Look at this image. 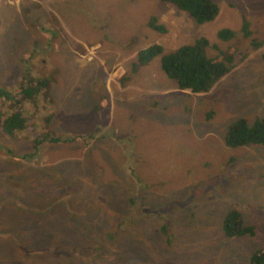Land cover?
<instances>
[{
    "label": "rangeland",
    "instance_id": "obj_1",
    "mask_svg": "<svg viewBox=\"0 0 264 264\" xmlns=\"http://www.w3.org/2000/svg\"><path fill=\"white\" fill-rule=\"evenodd\" d=\"M212 1L196 24L160 0H0V87L22 85L28 55L47 80L45 134L76 136L33 153L34 117L0 129V264H249L264 247V145L223 142L236 119H264V43L249 45L264 40V0ZM199 37L236 63L208 92L177 89L160 55L136 61ZM230 209L252 234H222Z\"/></svg>",
    "mask_w": 264,
    "mask_h": 264
},
{
    "label": "trees",
    "instance_id": "obj_2",
    "mask_svg": "<svg viewBox=\"0 0 264 264\" xmlns=\"http://www.w3.org/2000/svg\"><path fill=\"white\" fill-rule=\"evenodd\" d=\"M160 1L184 12L196 24L211 21L217 13V7L212 0ZM41 21L42 19L37 21L38 28ZM148 25L153 30H163L161 25L156 24L154 17L149 18ZM239 31L242 37H250V31L244 19L241 21ZM216 35L218 39L228 41L233 37L234 32L221 28ZM263 43L264 40L251 39L249 45L256 49ZM208 45L209 42L206 38L199 37L190 43L179 45L170 52L162 54L160 45L151 44L137 52L136 61L138 64L143 65L152 57L160 55L159 67L167 78L174 81L177 89L205 93L236 64L232 54L222 53L220 56L215 57L206 55L205 48ZM27 59H29L28 55L22 59V85L14 86L15 88L12 89L0 87V129L7 136L14 137L24 130L27 120L31 118L30 116L34 117L32 123L34 125L39 123V129L42 130L41 134L36 133L37 135L31 139L34 153L45 141L53 143L73 141L76 136L66 137L45 134L51 114L47 112L42 116L40 111L37 110L39 104L37 94L46 89L47 80L45 77L32 76L31 66ZM262 59L264 60V55ZM43 102H45V99ZM25 111L28 112L25 113ZM223 142L229 148L264 145V119L255 118L250 124L243 118L236 119L225 129ZM163 230L165 229L163 228ZM221 232L225 237H234L252 234L253 229L251 226L242 223L241 215L236 209H230L224 213L221 219ZM249 264H264V247L255 250L251 254Z\"/></svg>",
    "mask_w": 264,
    "mask_h": 264
}]
</instances>
